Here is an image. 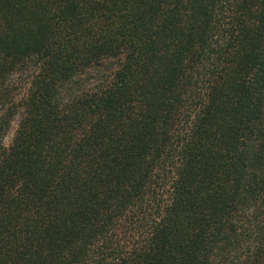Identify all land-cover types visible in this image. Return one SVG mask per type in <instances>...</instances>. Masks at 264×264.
<instances>
[{"label":"trees","instance_id":"16d2710c","mask_svg":"<svg viewBox=\"0 0 264 264\" xmlns=\"http://www.w3.org/2000/svg\"><path fill=\"white\" fill-rule=\"evenodd\" d=\"M0 264H264V0H0Z\"/></svg>","mask_w":264,"mask_h":264},{"label":"rangeland","instance_id":"374dc122","mask_svg":"<svg viewBox=\"0 0 264 264\" xmlns=\"http://www.w3.org/2000/svg\"><path fill=\"white\" fill-rule=\"evenodd\" d=\"M112 65L113 64H111V62L107 63L105 65V68L102 69L101 71L94 72L91 75L87 76L85 81H84L85 83L82 85L83 89L90 87L96 80H100V79H103L104 77H106L108 72L111 71ZM30 74H31V70H28L25 73L17 75L16 77L13 78V84H14L13 87H14V92L16 93V95H18L24 91V89L27 85V82L30 79ZM16 120H15V122H16ZM15 127H16V125H13L12 130H14ZM10 136H11V134L7 138H5V143L8 142V139L10 138ZM157 175H159V177L161 179L163 178V180L158 181L159 189L157 188L158 191L156 193H159L162 195L166 191V185L165 184H166L169 173L166 170V171L157 172Z\"/></svg>","mask_w":264,"mask_h":264}]
</instances>
